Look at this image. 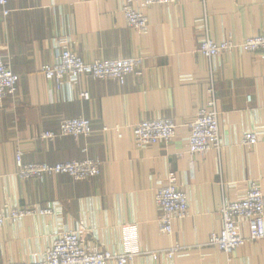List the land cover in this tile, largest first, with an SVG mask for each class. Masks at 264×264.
<instances>
[{"label": "crops", "instance_id": "0c3cea01", "mask_svg": "<svg viewBox=\"0 0 264 264\" xmlns=\"http://www.w3.org/2000/svg\"><path fill=\"white\" fill-rule=\"evenodd\" d=\"M120 1L6 0V16L0 7V54L17 76L15 95L0 108V209L52 208L49 216L0 225V264L36 261L55 235L80 226L87 247L140 253L131 264H264V240L230 255L208 244L221 228L224 201L242 197L251 183L264 193V55L234 51L207 60L197 52L206 36L240 43L263 35L264 0L153 5L145 10L147 36L127 27ZM64 47L86 63L140 58V75L127 76L123 85L81 76L56 89L40 68ZM211 78L220 148L190 155V123L208 100ZM79 117L91 123L89 137L40 139ZM161 118L176 124L174 138L137 148L134 125ZM248 132L257 134L252 147L243 144ZM17 150L24 163L98 159L100 174L85 181L64 175L20 180ZM169 172L187 196L188 214L164 237L154 196ZM175 246L182 251L171 260L150 257Z\"/></svg>", "mask_w": 264, "mask_h": 264}, {"label": "built area", "instance_id": "2783aa9c", "mask_svg": "<svg viewBox=\"0 0 264 264\" xmlns=\"http://www.w3.org/2000/svg\"><path fill=\"white\" fill-rule=\"evenodd\" d=\"M177 0H121L120 13L123 15L127 27L141 36L149 33L148 18L145 10L153 5H169ZM2 15H8L6 0H0ZM243 51L264 55V34L248 37L240 43L227 39L219 43L208 36L199 41L197 52L207 60L222 53ZM0 54V108L6 98L13 97L16 91L17 76L13 74L10 65ZM140 58H127L117 61L96 60L84 62L68 47H64L52 64L42 65L40 70L45 79L52 82L56 89H61L65 83L74 84L79 77L88 76L94 79H110L123 85L127 76L140 75ZM208 100L204 107L197 111L194 120L190 123V134L187 153L190 155H205L211 150H219V124L216 111V92L213 79L207 90ZM80 98L88 99L87 93H81ZM176 124L172 119L161 118L141 121L132 128L134 144L137 148L149 147L158 143L167 144L175 136ZM107 131V129H103ZM113 131L120 133L119 127ZM93 129L89 120L74 118L60 123L57 132L44 131L40 139L53 141L63 137H89ZM258 141L254 132L245 133L243 144L246 147L254 146ZM16 175L20 180H42L47 176L64 175L74 181H85L96 178L100 174L101 162L98 159H84L66 161L53 165L46 163H24L23 153L15 152ZM154 203L161 212L158 219V228L162 236L172 235L174 223L187 216L188 200L186 194L177 186V179L173 172H169L164 186L156 190ZM52 208H10L0 209V225L17 223L27 217L49 216ZM221 228L212 233L208 244L222 253L230 255L234 250L247 242L264 240V193L259 186L251 183L244 195L233 201H224L219 210ZM87 233L82 226L74 231L61 232L52 238L50 246L41 257L33 262H16L12 264H131L140 254L137 251L127 250L121 254L109 250H98L87 247L84 236ZM133 236V229L130 233ZM182 251L179 246L171 249L151 253L150 257L156 260L164 255L171 260ZM148 254V253H145Z\"/></svg>", "mask_w": 264, "mask_h": 264}]
</instances>
